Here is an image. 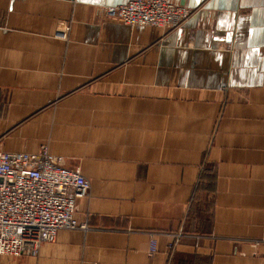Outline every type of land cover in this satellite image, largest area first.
Instances as JSON below:
<instances>
[{
    "label": "crops",
    "instance_id": "crops-1",
    "mask_svg": "<svg viewBox=\"0 0 264 264\" xmlns=\"http://www.w3.org/2000/svg\"><path fill=\"white\" fill-rule=\"evenodd\" d=\"M0 0V152L46 146L88 180L36 256L0 264H264V0Z\"/></svg>",
    "mask_w": 264,
    "mask_h": 264
},
{
    "label": "built area",
    "instance_id": "built-area-1",
    "mask_svg": "<svg viewBox=\"0 0 264 264\" xmlns=\"http://www.w3.org/2000/svg\"><path fill=\"white\" fill-rule=\"evenodd\" d=\"M103 12L127 26L173 31L193 11L171 0H130ZM88 190V180L46 146L30 153L1 151L0 256H36L59 231L86 229L75 212Z\"/></svg>",
    "mask_w": 264,
    "mask_h": 264
}]
</instances>
